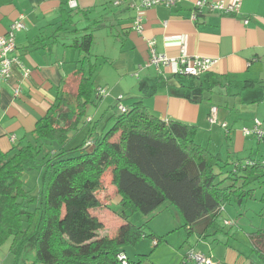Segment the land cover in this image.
<instances>
[{"label":"crops","instance_id":"0c3cea01","mask_svg":"<svg viewBox=\"0 0 264 264\" xmlns=\"http://www.w3.org/2000/svg\"><path fill=\"white\" fill-rule=\"evenodd\" d=\"M70 1L75 7H69ZM197 1L173 0L169 7L137 10L131 6L139 5L140 0H0V36L23 17L25 29L15 35L14 56L29 70L28 79L18 67L9 80L0 79V152L7 153L30 139L36 122L51 107L54 91L74 70L78 53L73 45L79 35L71 31L87 29L92 35L91 54L97 58L94 87L106 88L109 93L100 100L93 98L89 106L96 113L87 120L102 115V121L106 119L116 96L122 95L124 100H141L161 121L196 127L195 142L229 163L228 169L263 160L264 0H203L206 6L200 11ZM218 3H237L238 12L228 16L210 11L208 5ZM76 18L82 22L76 23ZM137 18L141 33L133 26ZM63 21L64 29L58 32ZM56 31L58 36H54ZM149 41L157 55L177 58L183 47L190 57L211 58L216 63L198 78L177 74L173 64L158 70L144 68L150 56ZM15 89H19L18 96ZM211 107L217 108L215 125L208 123ZM255 120L260 123L257 130L262 138L255 132ZM105 174L110 182V172ZM119 202L120 197L114 194L95 209L106 210V217L114 223L110 235L101 232L105 229L102 223L100 237L113 238L127 223L142 224L138 213L125 221L108 210ZM165 209L162 225L157 222L152 228L158 229L150 227L153 239L143 236L122 249L129 264H186L183 257L190 248L221 260L214 250L227 245L217 238L225 231H193L174 208ZM9 257L6 254L0 264H12Z\"/></svg>","mask_w":264,"mask_h":264},{"label":"trees","instance_id":"16d2710c","mask_svg":"<svg viewBox=\"0 0 264 264\" xmlns=\"http://www.w3.org/2000/svg\"><path fill=\"white\" fill-rule=\"evenodd\" d=\"M80 32L73 45L78 53L74 70L54 91L47 114L24 145L0 152V246L10 241L12 264H122L118 255L124 247L143 236L153 239L143 230L146 224L127 223L113 238L98 235L103 225L90 211L101 206L96 194L108 171L120 197L110 208L123 220L167 205L193 231L224 232L229 220L223 219L224 226L217 221L225 206L251 200L253 185L264 188V159L228 169L229 163L195 142L196 127L161 121L141 100L124 106L122 95L116 98L121 96L124 113L116 110L115 99L106 119L87 121L93 98L109 93L94 87L92 35L87 29ZM98 89L104 94L98 96ZM259 202L264 209V192ZM248 236L264 264V229Z\"/></svg>","mask_w":264,"mask_h":264},{"label":"rangeland","instance_id":"374dc122","mask_svg":"<svg viewBox=\"0 0 264 264\" xmlns=\"http://www.w3.org/2000/svg\"><path fill=\"white\" fill-rule=\"evenodd\" d=\"M82 22L81 19L76 18L75 22ZM80 25V24H79ZM80 28V26L78 27ZM83 33L78 32V37ZM123 87V86H122ZM132 100L125 99L124 104L129 105ZM95 108L93 106H88L86 111V117H93L95 114ZM110 127V124L108 125ZM113 142L116 141V138H113ZM107 174L103 176L102 179V188L96 194L100 203L109 200L115 194V189L111 187L108 179H105ZM254 196L251 200L246 201L242 206L238 207L235 205H226L224 211L221 213L218 223L223 225V219H227L231 222V225L224 226L225 234H220L217 236L218 240L227 244V246L221 245L220 247L214 250V253L221 258V260L216 259L214 256L210 255L213 261L219 264H251L252 260L263 264L260 259L252 249V243L249 239L248 234L264 229V209L262 204L259 202L261 194L264 192L262 186L253 185ZM167 206V205H166ZM114 208H108L112 212ZM106 210L98 209L92 210L90 213L98 218V220L104 224L105 229L102 230L105 235H110L112 233L111 227L114 226V223L111 219L106 217ZM166 209L165 206L161 207L155 213L148 216H144L140 213L142 224H137V226H143V230L146 234L152 233L150 227L155 226V224L160 222L162 225L163 218H166ZM132 215H129L131 218ZM158 229L157 227H154ZM152 228V229H154ZM100 235V234H99ZM10 241L6 242L4 245L0 246V262L4 260L5 255L7 254L10 260L12 256L9 252ZM33 254V252H31ZM227 254V256H225ZM32 257V256H31ZM11 261L9 262V264Z\"/></svg>","mask_w":264,"mask_h":264},{"label":"built area","instance_id":"2783aa9c","mask_svg":"<svg viewBox=\"0 0 264 264\" xmlns=\"http://www.w3.org/2000/svg\"><path fill=\"white\" fill-rule=\"evenodd\" d=\"M120 1H117L115 4L118 5ZM173 0H140L139 5L132 4L131 7L139 9H146V8H152L158 5H163L165 7H169L173 4ZM69 7L73 8L75 7L74 1L69 2ZM195 6L197 10H201L204 6H206L205 1L199 0L195 3ZM210 11H220L224 15L232 16L235 15L238 12L239 4H211L208 5ZM196 16H192V20H195ZM244 24H247L248 21L244 20ZM135 29L141 33L142 28L140 25V19L137 18L134 25ZM25 29V26L23 24V17L19 16V18L15 21H13L7 31V33L3 36H0V79L2 81H7L11 78L14 68L18 67L23 70V77L25 79L29 78V70L24 69L21 66V63L19 62L18 58L14 56L15 51V35L16 33L22 31ZM148 49H149V59L147 63L145 64L144 68L148 67H154L156 70L160 69L161 67L165 68L173 64L175 67H177V74L183 75V76H190L198 78L202 76L203 74L207 73L211 67L216 63L215 60L211 58L206 57H190L186 55L184 52V48H180V54L177 58H167L166 56L157 55L153 50V43L149 41L148 43ZM98 96L104 94V91L97 90ZM19 89L14 90V95L18 96ZM121 96L116 98V110L120 113H124L126 111V108L122 105ZM217 108L211 107L210 112L208 115V123L211 125L218 124L217 120ZM88 119L87 121H89ZM223 128L225 127V124H220ZM256 129L255 132L258 136H262L261 132L257 130V128L260 126V123L255 120ZM244 134L248 135L249 131L244 130ZM264 166V163H263ZM226 225H231L230 221H225ZM118 260L122 264H127L126 256L122 253L118 255ZM183 262L188 264H219L215 263L211 258H208L204 256L202 253L195 251L194 249H189L184 257Z\"/></svg>","mask_w":264,"mask_h":264}]
</instances>
